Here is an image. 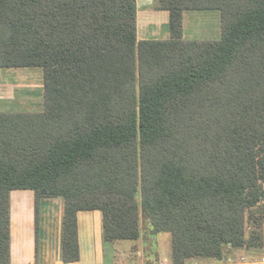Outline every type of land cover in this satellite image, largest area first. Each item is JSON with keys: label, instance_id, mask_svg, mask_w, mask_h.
Wrapping results in <instances>:
<instances>
[{"label": "trees", "instance_id": "obj_1", "mask_svg": "<svg viewBox=\"0 0 264 264\" xmlns=\"http://www.w3.org/2000/svg\"><path fill=\"white\" fill-rule=\"evenodd\" d=\"M153 1L168 40H139L137 0H0V69L44 71L42 112L0 113V264L13 191L64 200L65 264L83 211L109 244L170 235L172 264L264 249V0ZM193 11L219 41L184 38Z\"/></svg>", "mask_w": 264, "mask_h": 264}, {"label": "crops", "instance_id": "obj_2", "mask_svg": "<svg viewBox=\"0 0 264 264\" xmlns=\"http://www.w3.org/2000/svg\"><path fill=\"white\" fill-rule=\"evenodd\" d=\"M139 1L137 0L138 37ZM158 13L165 15V24H168L169 28V13L161 11ZM13 77L16 76L0 73V102H15L16 93L13 91L14 89L11 91L8 88L10 83H7ZM13 84V88H16L17 85L15 83ZM7 111L9 112L3 111L0 113H19L17 111ZM63 215V199H42L40 202L38 221L34 192L13 191L11 194V264H65L62 260L61 252ZM78 227L80 262L77 264H150L148 263L149 261L151 264H172L171 252L170 256H165L160 250L158 241L160 236L154 238L156 248L152 250V254L144 247L143 239L138 242H130L128 245H125V242H117L114 244L106 243L104 239L103 214L100 211L80 212L78 214ZM133 252L136 253V256L131 258L130 253ZM151 255L159 259V262L152 261L150 258L153 257H148ZM250 255L253 254L243 250L236 251L233 254L237 258L245 257V259H250ZM256 257L260 258L262 256L258 255ZM256 257H253V259L257 260L258 258Z\"/></svg>", "mask_w": 264, "mask_h": 264}, {"label": "rangeland", "instance_id": "obj_3", "mask_svg": "<svg viewBox=\"0 0 264 264\" xmlns=\"http://www.w3.org/2000/svg\"><path fill=\"white\" fill-rule=\"evenodd\" d=\"M139 40L164 41L169 38L168 24H165V15L158 13L153 0L139 1ZM187 13V14H186ZM184 15V38L188 41H219L222 33V19L219 11H193L186 12ZM165 19V20H164ZM162 23V24H161ZM156 26V27H155ZM0 73L13 75L10 82H7L9 89L15 91V102H0V112H19V113H40L44 109V71L41 68L32 69H10L0 70ZM24 76V77H21ZM26 76V77H25ZM13 83L17 87L13 88ZM7 101V100H6ZM18 193V192H16ZM44 199H58L56 197H45ZM62 199V198H60ZM64 201V200H63ZM39 221V216H38ZM148 226L145 222L141 223L142 238L144 247L152 254L156 248L154 238L149 236ZM147 231V232H146ZM160 250L165 256H170L171 238L168 234L160 235L158 238ZM140 241V240H139ZM138 242V241H136ZM130 242H125L128 245ZM137 247V246H136ZM158 248V245H157ZM136 249V248H135ZM259 256H264V249L257 251ZM256 255V254H255ZM256 255V256H258ZM136 253H130V257H135ZM154 255L148 256L153 257ZM260 257V258H262ZM260 259L259 257H256ZM156 263L159 259L150 258ZM245 257L231 256L228 261L214 262L204 260H193L188 264H245ZM148 263L151 264L149 261Z\"/></svg>", "mask_w": 264, "mask_h": 264}, {"label": "built area", "instance_id": "obj_4", "mask_svg": "<svg viewBox=\"0 0 264 264\" xmlns=\"http://www.w3.org/2000/svg\"><path fill=\"white\" fill-rule=\"evenodd\" d=\"M245 264H264V258H260L259 260H250V259H244Z\"/></svg>", "mask_w": 264, "mask_h": 264}]
</instances>
